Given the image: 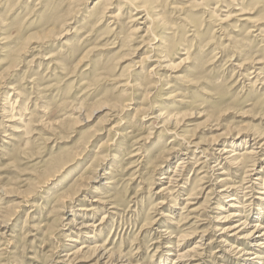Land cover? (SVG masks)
Wrapping results in <instances>:
<instances>
[{
    "label": "rangeland",
    "instance_id": "374dc122",
    "mask_svg": "<svg viewBox=\"0 0 264 264\" xmlns=\"http://www.w3.org/2000/svg\"><path fill=\"white\" fill-rule=\"evenodd\" d=\"M263 232L264 0H0V264H264Z\"/></svg>",
    "mask_w": 264,
    "mask_h": 264
},
{
    "label": "bare ground",
    "instance_id": "6f19581e",
    "mask_svg": "<svg viewBox=\"0 0 264 264\" xmlns=\"http://www.w3.org/2000/svg\"><path fill=\"white\" fill-rule=\"evenodd\" d=\"M108 7H110V4H108V5H105V6H103L102 7V9H101V13H100V18H102L104 15H105V12H106V10L107 9H109ZM134 9V8H133ZM119 15H120V9L118 10V12L117 13H115L114 15H110V16H106V17H108V18H111V20L112 21H118L119 20ZM131 18V17H130ZM144 18V20L145 21H147L148 20V17L145 15V17H143ZM111 21V22H112ZM135 21V20H134ZM115 24H117V23H115ZM114 26V25H113ZM134 29V28H133ZM136 30H137V28H136ZM48 39V38H47ZM143 58V57H142ZM147 58V57H146ZM141 61V60H140ZM162 60L161 61H159V62H156V66L155 67H151L150 68V70H149V75L150 76H153L154 75V71H155V68H159V69H167V67H166V65H162ZM142 63V62H141ZM138 67V66H137ZM158 79V78H157ZM15 103V102H14ZM161 117V115H157L156 117H155V119H159ZM160 120H161V118H160ZM13 121V120H12ZM162 121H163V119H162ZM169 122V121H168ZM114 127V126H113ZM114 128H116V127H114ZM131 133V132H130ZM240 134V133H239ZM256 139V138H255ZM172 142V141H171ZM246 142V141H245ZM223 144V143H222ZM230 144V143H229ZM221 145V144H220ZM245 145H247V143H245ZM231 147V145L230 146H227V145H225L224 147H222V149H220V150H216L217 152H218V157H216L215 158V160H217V161H220L221 159L222 160H224V162H225V160H226V162H228L227 160L229 159V161H238V160H242L243 162L242 163H244V160L246 159V158H249V156L250 155H252L253 153H252V151H245V150H247V148H244V151L241 153H239V152H235L233 155H231V156H229V153H230V151H229V149L228 148H230ZM245 147H247V146H245ZM249 149V148H248ZM169 150V149H168ZM173 150V149H172ZM177 150V149H176ZM175 150V151H176ZM169 152H172V151H169ZM254 152V151H253ZM166 153H168V152H166ZM170 154V153H169ZM168 154V155H169ZM167 155V154H166ZM184 156L182 157V158H180L179 159V161L177 162V165L174 167V169L172 170V171H167V173H170V174H165V175H167V177H162L161 179L163 180V179H165V182H166V180H167V185H169V186H172V188H173V186L174 187H176V192H177V195L179 194L178 192H182V190H184V189H182V187H183V184H187V183H185V180L183 179V172H184V170L187 168V161H188V158L185 156L186 154H183ZM254 156H255V154H254ZM168 157V156H167ZM167 157L165 158V159H163V162L164 161H167ZM223 162V161H222ZM229 163V162H228ZM220 164V163H219ZM236 164H238L237 162H236ZM215 167H217L216 166V164L214 165ZM240 166V165H239ZM213 168V167H212ZM238 168V167H237ZM215 169V168H214ZM214 169H212V170H214ZM217 169H220V168H217ZM240 169V168H239ZM215 171V170H214ZM171 174H173V177H169L168 175H171ZM104 175H108V173H104ZM164 181V180H163ZM222 182H224V181H221L220 183H222ZM182 184V185H181ZM243 184V183H242ZM249 185V184H248ZM166 187V186H165ZM164 187V188H165ZM168 187V186H167ZM166 187V188H167ZM246 187V186H245ZM244 187V188H245ZM249 187V186H248ZM163 188V187H162ZM161 188V189H162ZM232 188L231 187H227V188H224V189H222L220 192H222V193H226L227 191H229V190H231ZM175 190V189H174ZM162 191V190H161ZM173 192V191H172ZM219 192V191H218ZM219 192V193H220ZM243 192V191H242ZM245 192V191H244ZM249 192V191H248ZM174 193V192H173ZM172 193V194H173ZM237 193V192H236ZM242 194H244V193H242ZM170 195V194H169ZM192 194L190 193V194H188V198L190 199L192 196H191ZM220 195H222V194H220ZM224 195V194H223ZM236 195V194H235ZM247 197V196H246ZM68 199V198H67ZM245 200V199H244ZM67 201V200H66ZM232 201H235V198L234 197H231V198H229V200H228V202H232ZM229 207L230 208H236V205H234V204H230L229 205ZM219 210L221 211V208H219ZM261 214V213H260ZM164 217H166V215L164 216ZM233 217H236V216H234V215H232V214H229V215H227L224 219V221H228V220H230L231 218H233ZM258 217V216H257ZM106 219V216L105 215H103L102 216V218H101V221L99 222V224H98V226H95V227H101L102 226V223H103V221ZM68 225H70L71 227H73L74 229L76 228V226L78 227L77 228V234H79V235H81V236H83V235H88L89 234V231H90V233H95V231H96V228L95 227H93V226H91V225H84V223H81V224H75V222H74V220H70V222H69V224ZM240 225H242L243 226V229H252L251 230V233H249V235L251 236L252 235V233H256V231L257 232H259L260 230H262L261 228H260V226L259 225H253V226H249L248 227V224H246V223H241ZM233 230L234 229H237V226L236 227H233L232 228ZM230 230L231 229H227L226 231H228V232H230ZM242 231V230H241ZM223 233H225L224 231L223 232H221V234H223ZM238 234V233H240V231L239 232H235V233H233L230 237H233L234 239L236 238V236H235V234ZM164 234V233H163ZM1 235V234H0ZM90 236V235H89ZM88 237V236H87ZM94 237V236H93ZM93 237H90V239H93ZM184 237V236H183ZM228 237V236H227ZM258 237V239H262V238H264V232L262 233V234H260L259 236H257ZM256 237V238H257ZM186 238H187V235H186ZM185 238V239H186ZM232 238V239H233ZM184 239V240H185ZM239 239H241V238H239ZM245 239V238H244ZM246 239H248V238H246ZM224 245H227V243H224ZM260 245V244H259ZM259 245H253V246H250V247H259ZM231 247V246H230ZM232 248V250L234 249L233 247H231ZM264 248V245L262 246V249ZM82 249H85V247L83 246V247H81L79 250H77V251H75V252H71V253H68V254H66V255H62L63 256V258H64V260H63V262L64 263H71V262H79V261H82V259L79 257V254L80 253H82ZM198 249H200V246H197V245H194L193 246V248L190 250V252L189 253H196L195 251L196 250H198ZM229 251H231V250H229ZM250 255H254V254H252L251 252H245V253H243L241 256H239L240 257V259H241V263L240 264H258L257 262H255V260H259V259H257L256 258V256L255 257H249ZM94 259H95V264H130L127 260H123V258L122 257H117V259H116V257H113L112 256V254H110L109 253V251L108 250H106L105 248H103V249H98L96 252H95V254L92 256ZM249 257V258H248ZM92 258V259H93ZM176 259L178 260V261H181V260H185V259H187V260H189V262L191 261V259H192V256H190V255H187V254H178L177 256H176Z\"/></svg>",
    "mask_w": 264,
    "mask_h": 264
}]
</instances>
